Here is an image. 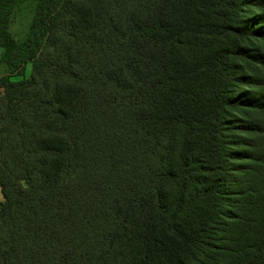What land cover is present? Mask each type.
Returning <instances> with one entry per match:
<instances>
[{
	"label": "trees",
	"instance_id": "1",
	"mask_svg": "<svg viewBox=\"0 0 264 264\" xmlns=\"http://www.w3.org/2000/svg\"><path fill=\"white\" fill-rule=\"evenodd\" d=\"M26 1L0 264H264V0Z\"/></svg>",
	"mask_w": 264,
	"mask_h": 264
},
{
	"label": "rangeland",
	"instance_id": "2",
	"mask_svg": "<svg viewBox=\"0 0 264 264\" xmlns=\"http://www.w3.org/2000/svg\"><path fill=\"white\" fill-rule=\"evenodd\" d=\"M35 0H29L22 3L13 13L12 20L9 25L10 34L16 39H22L28 30L30 19L32 17ZM31 65L27 64L25 67V74L30 73ZM11 72L7 69L4 63L0 64V77ZM2 88H0V92Z\"/></svg>",
	"mask_w": 264,
	"mask_h": 264
},
{
	"label": "crops",
	"instance_id": "3",
	"mask_svg": "<svg viewBox=\"0 0 264 264\" xmlns=\"http://www.w3.org/2000/svg\"><path fill=\"white\" fill-rule=\"evenodd\" d=\"M3 200V195L1 193V190H0V202Z\"/></svg>",
	"mask_w": 264,
	"mask_h": 264
}]
</instances>
